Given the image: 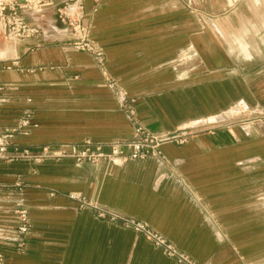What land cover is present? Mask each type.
Returning <instances> with one entry per match:
<instances>
[{
    "label": "crops",
    "instance_id": "crops-1",
    "mask_svg": "<svg viewBox=\"0 0 264 264\" xmlns=\"http://www.w3.org/2000/svg\"><path fill=\"white\" fill-rule=\"evenodd\" d=\"M81 6L106 70L68 44L75 35L58 9L78 15ZM28 19L40 37L0 39V143L28 115V133L13 142L57 147L130 138L123 99L149 130L186 128L192 136L164 144V162L0 159L4 264H179L73 196L142 222L201 264H264V128L190 130L237 101L248 83L240 72L264 66L263 1L53 0ZM19 208L30 218L25 252Z\"/></svg>",
    "mask_w": 264,
    "mask_h": 264
},
{
    "label": "built area",
    "instance_id": "built-area-1",
    "mask_svg": "<svg viewBox=\"0 0 264 264\" xmlns=\"http://www.w3.org/2000/svg\"><path fill=\"white\" fill-rule=\"evenodd\" d=\"M53 0H0V39L23 40L38 38L42 34L41 29L28 19V14L49 6ZM78 15L72 14L65 7L58 9V17L62 23L68 25L75 38L68 44L73 48L88 52L96 61L101 70L105 68V57L103 51L89 37V27L83 22L85 17L83 6L80 7ZM18 65L13 61L6 68L10 69ZM105 79L111 89L116 90V81L106 71ZM121 107L124 109L126 118L133 126V135L130 138H120L110 142H96L90 139L82 144L53 147L41 145L31 147L13 142L12 139L19 131H25L30 124V115L19 120L18 125L7 130L4 140L0 143V159L7 161H33L42 162L46 159L71 158L78 163H100L117 164L129 160L152 159L158 162L167 160L162 146L166 143L178 145L186 144L192 134L186 129H177L173 132L157 133L146 128L138 119L135 108L127 100L123 99ZM24 133V132H23ZM80 201L81 207L95 209L99 217L119 221L127 227H131L156 245L163 248L165 253L174 258L179 264H201L180 251L173 243L164 236L153 231L145 224L133 218L124 216L118 212L101 207L96 203H90L86 198L73 196ZM18 220L17 230L20 235L18 248L25 252V235L30 229L29 212L26 208L15 210ZM0 264H4V256L0 254Z\"/></svg>",
    "mask_w": 264,
    "mask_h": 264
},
{
    "label": "rangeland",
    "instance_id": "rangeland-1",
    "mask_svg": "<svg viewBox=\"0 0 264 264\" xmlns=\"http://www.w3.org/2000/svg\"><path fill=\"white\" fill-rule=\"evenodd\" d=\"M262 1L264 3V0ZM259 64L258 67L255 66L256 69L248 66V71L240 72L241 78L248 79V83L243 87L240 86V97L228 110L222 112L216 121L201 123L190 130L201 131L207 127L217 125H227L229 127L250 125L264 128V66L259 67ZM186 130L189 131V129Z\"/></svg>",
    "mask_w": 264,
    "mask_h": 264
}]
</instances>
